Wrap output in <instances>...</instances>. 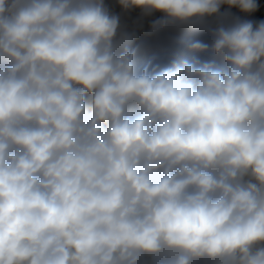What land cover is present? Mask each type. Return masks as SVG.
Wrapping results in <instances>:
<instances>
[{"label": "clouds", "instance_id": "obj_1", "mask_svg": "<svg viewBox=\"0 0 264 264\" xmlns=\"http://www.w3.org/2000/svg\"><path fill=\"white\" fill-rule=\"evenodd\" d=\"M117 2L0 0V264H264V0Z\"/></svg>", "mask_w": 264, "mask_h": 264}, {"label": "trees", "instance_id": "obj_2", "mask_svg": "<svg viewBox=\"0 0 264 264\" xmlns=\"http://www.w3.org/2000/svg\"><path fill=\"white\" fill-rule=\"evenodd\" d=\"M105 4L108 6L113 14H117L120 17L121 31L134 32L138 39L149 38L150 25L151 23L161 17V13L155 12L150 15H146L140 9H132L129 11H124L119 6L117 0H105ZM221 11H229L226 6H224ZM233 15H240L242 18H259L260 13H257L255 17H243L236 9L231 10ZM216 18H210L207 23L211 26H215ZM178 37L194 38V39H204L206 33L202 31H190L183 28L175 29L167 34L165 39L164 49L165 50H175L179 51L183 55L191 57L193 54L185 52L182 48H177L172 45V40ZM161 58H165V52L161 51L156 53ZM207 57L201 55V59H206Z\"/></svg>", "mask_w": 264, "mask_h": 264}]
</instances>
